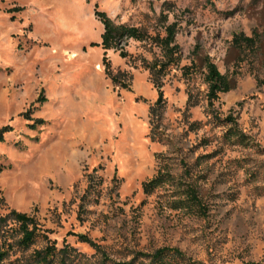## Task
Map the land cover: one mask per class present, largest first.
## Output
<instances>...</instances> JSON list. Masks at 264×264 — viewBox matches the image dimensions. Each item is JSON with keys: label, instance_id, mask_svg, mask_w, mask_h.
Returning <instances> with one entry per match:
<instances>
[{"label": "rangeland", "instance_id": "obj_1", "mask_svg": "<svg viewBox=\"0 0 264 264\" xmlns=\"http://www.w3.org/2000/svg\"><path fill=\"white\" fill-rule=\"evenodd\" d=\"M95 5L146 34L106 50L127 87L105 72ZM171 25L179 59L156 86L143 63L165 60ZM207 57L232 83L212 103ZM263 71L264 0H0V214L34 216L58 246L76 248L72 264L161 246L199 264H264ZM227 115L247 143L229 135ZM159 173L167 180L145 192ZM187 185L205 212L179 201ZM45 243L14 245L0 264Z\"/></svg>", "mask_w": 264, "mask_h": 264}, {"label": "trees", "instance_id": "obj_2", "mask_svg": "<svg viewBox=\"0 0 264 264\" xmlns=\"http://www.w3.org/2000/svg\"><path fill=\"white\" fill-rule=\"evenodd\" d=\"M94 15L103 25V32L101 34V47L105 50L103 55V62L105 65V72L110 77L111 81L115 84H121L127 87V83L118 77V73H113L110 69V64L106 59V50L117 49L118 43L122 38H133L142 40L146 37V34L136 26L128 25L126 23H117L114 19L109 17L104 11L97 9L94 6ZM166 36L160 39L161 49L164 55V59L161 62L154 61L153 63H143V66L147 68L151 74V78L156 86H161L162 82L160 76L165 73L167 67L173 63H176L179 59L178 46L174 42L175 30L171 25L166 28ZM233 42L237 45H246L251 48L255 45V39L252 36H245L244 34H237L233 37ZM91 45H98V43H91ZM120 56L125 57L126 54L120 51ZM206 73L205 78L208 85V98L212 103L219 95V92L227 91L232 88V83L225 73H222L217 65L208 57L205 59ZM122 72V71H121ZM258 83L264 84V71L263 76L258 80ZM163 98L162 92L159 89V95L156 100L158 104ZM225 120H230L232 125L229 127V135L234 136L242 143H247L246 134L241 131L237 125L236 120L227 115ZM41 121V119H37ZM7 128V126L5 127ZM2 129H0V139L2 136ZM91 177V178H90ZM90 181L87 188L93 186L92 175H90ZM167 177L164 173L156 174L142 183V188L145 192L152 191L155 187L166 181ZM185 198L179 201H186L188 206L194 205L196 208L205 212V205L202 203L200 196L194 186L187 185L184 189ZM8 222H11L9 225ZM9 225V226H8ZM78 238L82 241H86L92 245L97 244L89 238L85 233H77ZM14 236V238H13ZM16 236V237H15ZM12 237L13 239H8ZM38 237H43L46 243L41 248H36L30 252L21 264H72L74 259L78 256L79 252L76 248L69 243H64L62 246H58L55 240H52L47 233L46 229H43L38 220L25 211H20L15 208H11L9 211L0 214V262L3 261L17 245V248L21 250L28 249ZM20 257H15L14 260H18ZM110 264H199L197 261L187 256L180 248L176 246H161L156 248L152 252L139 251L133 255L130 259L126 260H112ZM248 264H259L256 262H249Z\"/></svg>", "mask_w": 264, "mask_h": 264}]
</instances>
